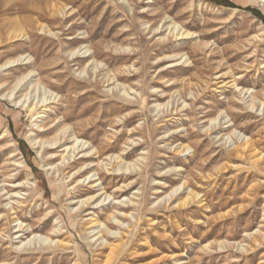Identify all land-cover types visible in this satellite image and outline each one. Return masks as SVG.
Segmentation results:
<instances>
[{"label": "rangeland", "instance_id": "rangeland-1", "mask_svg": "<svg viewBox=\"0 0 264 264\" xmlns=\"http://www.w3.org/2000/svg\"><path fill=\"white\" fill-rule=\"evenodd\" d=\"M54 4L65 7L63 13H54ZM144 9L148 14L139 13ZM15 18L28 36L13 42L7 39L5 24ZM161 18L163 23L180 22L197 37L173 38L163 47L159 36L169 33L167 25L154 36L142 24ZM0 41V65L21 55H29L35 63L0 72V213L4 214L0 264H264V160L235 156L232 152L240 141L223 139L230 130L218 129L219 123L211 133L205 129L223 110L222 117H232L238 130L264 154V106L247 111L243 102L250 100V94L244 96L232 86L235 75L239 87L259 96L264 92V1L0 0ZM86 44L93 47L88 54L100 53L99 76L79 72L87 64L80 57L86 49L70 55ZM175 53L173 62L180 66L162 71L172 60L158 58ZM109 68L121 70L120 81L134 87L132 103L116 95V89L109 91L113 81L105 82L103 77ZM31 70L34 73L17 86ZM241 75L245 77L238 78ZM86 79L91 80L92 91L78 102L87 88ZM25 96L28 104L38 103L35 112H41L40 117L21 106L24 100L16 104ZM159 103L169 104L159 108ZM87 108L90 111L72 120L66 116ZM240 108L247 113L240 114ZM129 111L135 113L133 122L123 126ZM121 117L123 121L116 123ZM87 121L93 128H86L83 138L104 147L101 159L126 152L130 161L144 152L149 163L144 173L102 170L95 150L90 157L80 153L70 161L73 167L67 168L66 162L58 171L51 167L60 162L64 147L58 146L72 144L71 139L55 149L46 144L42 154L30 142L31 138L52 140L64 126ZM135 126L140 133L132 129ZM73 132L71 128L66 135ZM188 132H192L188 138L192 147L176 153L175 147ZM108 142L113 145L107 146ZM19 161L24 162L22 167L15 164ZM84 161L94 163L70 177ZM89 168L99 170L103 186L113 196L83 206L81 200L100 189L89 185V180L75 181ZM27 180V185L12 187ZM123 183L126 187L118 189ZM181 184L184 187L166 204L165 196ZM12 190H21V195ZM190 190L199 196L176 206ZM129 197L137 202L131 206L132 215L119 216L124 225L112 221L124 239L118 233L105 235L104 243L92 238L91 217L96 213L109 224L108 214L125 211ZM17 216L35 233L66 244L17 249ZM56 228L61 229L57 235L53 234ZM112 242L122 245L108 261Z\"/></svg>", "mask_w": 264, "mask_h": 264}, {"label": "bare ground", "instance_id": "bare-ground-1", "mask_svg": "<svg viewBox=\"0 0 264 264\" xmlns=\"http://www.w3.org/2000/svg\"><path fill=\"white\" fill-rule=\"evenodd\" d=\"M262 1H264V0H262ZM61 7L62 6H58L57 4H54V5H52L51 8L53 9L54 13L55 12L56 13L57 12L63 13V9L65 7H62L63 9ZM131 9L134 10V7L132 5H131ZM139 13L148 14V9H144L142 12H139ZM165 15H166V13H165ZM156 16H160V14L158 12H156ZM164 18H161L160 20L154 21L152 23L150 21H144L142 23L143 25H146V28H144V31H147L148 30V33L149 34L154 33L155 34L154 36H156V34L162 33V29L164 28L165 25H167V29L166 30H169V33H164V34L162 33L159 36V41L162 43V46L163 47L169 46V44L172 43L173 40L171 41V39H173V38H175V41H177V40L179 41L181 39H189V38H196L197 37V35L195 36V34H196L195 31H192V30L186 28L180 22H177L175 20H171V23L168 22V21H164V23H163V19ZM5 25L8 26L7 39L9 41L15 42V41L24 39L26 36H28V32H27L26 28L24 26H22L21 21L18 18H15L14 20L8 21ZM147 25H149V26H147ZM41 26L40 27L38 26V27L41 28ZM42 28H43L42 30H45L46 27H42ZM160 30H161V32H159ZM48 31L50 33L54 34L52 32V30L49 29ZM90 45L89 44L88 45L86 44V46L80 48L77 51H73L70 55L74 56L77 52L80 54V52L83 49H86L85 52H83V56H80V57L86 58L85 59V63H87V64H85L84 67L82 66V68L80 69L79 72L80 73H84L85 72L88 76H91V72H92L93 74H96L97 76H99L101 74V71H102V70H100V65L102 64V61H100L99 58H98V55L100 53L97 52V51H94L93 54H88V52L93 48ZM128 48H130V47H128ZM162 49H164V48H162ZM182 56H184V55H182ZM176 57H178V54L175 53V54H170V55H166L164 57L158 58L159 61L164 60V59H169V60L171 59L172 60V62H169V64L166 67H163L162 68V71L165 70V69H167V68L180 66V62H178V63L177 62H173V61H175L174 58H176ZM179 57H180V55H179ZM189 60L190 59L187 58L184 62L188 63ZM81 61L84 62V60H81ZM20 64H30V65H33L35 63L33 61H31V58L29 57V55H21V56L15 58V59L8 60L5 63L1 64L0 65V72H2L4 70H7V69H11V68H13L15 66H18ZM133 66H134L133 64L131 66H129L130 71H131V67H133ZM185 67H187V66H185ZM262 67L264 68V62H263V66ZM181 68L183 69L184 67H181ZM98 69H99V72L97 73V70ZM33 71L34 70H31L30 73L27 76H24V77L20 78L17 81V86L23 80H25V78H27L29 75H31V73H34ZM122 73L123 72L121 70L116 71V70H111V68H109V69L106 70L105 76H103V77H105V80L104 81L105 82L106 81L107 82H110L112 80L113 82L111 83V86H113V87L110 88L109 91L112 90L113 93H115L114 91L116 89V93H115L116 95H118V96L121 95V96H123L122 98H124L125 100H128L129 102H131L130 101V99H131L130 97L133 95V93H131L130 91H134L135 89L132 86H127L123 81L122 82L120 81V79H121V76L120 75ZM233 77H234V79L232 80V86L234 88H236L237 90H239V92L241 94H244V96H246V94H250L249 95V97H251L250 100H247L246 102H243V104L245 106L244 108L247 111H251V110H254L255 108H257V111H259L261 109L260 106H264V95H263L264 92H263L262 96L261 95L259 96V95L253 94V92H254L253 90H251V89H245V87L244 88L243 87H239V84H238V81H237L236 76L233 75ZM243 77H245V75H241L238 78H243ZM84 82L86 83L85 86L87 88H85L86 90L81 93V97H79V99L77 100L78 102H81L92 91V90L88 89V87H90L92 85L91 80L90 79H86V80H84ZM53 95H55L54 92L51 93V96H53ZM57 96L58 95L56 94L55 98ZM25 98H26V96L24 97V99L23 98H20L16 102V104H19V103H21L24 100L21 106L27 107L26 108L27 111L29 112V114L33 113V117H34V115H35L36 118L40 117L39 115H40L41 112H38V111L35 112V110H37L38 103L30 102L28 104L27 103V99H25ZM45 100H47V98H45L43 101H45ZM168 104L169 103H167V104L159 103L157 105V107H159V108L160 107H165ZM184 104H187L185 100H184ZM184 106L185 105H183V107ZM90 108H87V109H85L83 111H80L79 113H76V109H74V111H71V113H68V115H66V116H67L68 119L72 120V119H74V118H76L78 116L84 115L85 113H87L88 111H90ZM242 108L238 109L237 111L240 112V114L243 115L244 113H247V111H245ZM222 115H223V110L221 111V113L218 116H216L214 118H211L209 120L211 122V125L210 126H206L205 125L206 126V128H205L206 129V132L207 133H211L212 130H213V128L216 129V127H218V126H216V124L219 123V128L218 129L222 128L224 130H230L229 132L226 131L227 133H224L223 139H225V140H228V139L234 140V138H236V139H238V141H240V143L237 144L234 147V149H233V152L232 153L235 156H237V157L249 156L251 159H256V161L264 160V154H262V152H258L257 147H256L254 141L252 140V138L250 136H248V135H246V134H244V133H242L241 131L238 130V128L236 127V123H235V121L233 120L232 117H230V116L229 117L228 116H226V117L223 116L222 117ZM134 116H135L134 111H129L125 115V120L124 121H123V117H121V118H119V119L116 120V123L122 120L123 122H122L121 125L128 126L129 127V125L133 122ZM89 124L90 123L87 121V122H84V123H79V124L74 125V126H70V125L64 126L60 130V132H58L56 134V136H54V138L52 140H48V141L45 140V141H43V140H40L38 138H31L30 139V142L32 143V145L35 148H38L39 149L38 152L40 154H42V151L45 149L46 144H48V146H51V148L55 149V147L57 146L58 143H62V141H64V140L66 141L68 139H71V143L72 144L69 145L67 143H63L60 146H58V147H64L63 150H62V153L59 156L60 157V162L58 164H56V165L53 164L54 166L53 165L51 166L52 168H54V167L58 168V171H61L60 165H64L65 166L66 165V162H69V166L67 168L73 167L74 166L73 165L74 162L71 163L70 161L72 159L75 161L76 156H78L80 153H84L83 157H90V155L93 154L92 153L93 150H95V153L94 154L97 155V158L99 160L97 162V165L100 166V167H102V170L104 169V167H106V169L108 171L112 170V172H114L116 174H119V172L124 171V170L125 171H130V172H137V173H139L138 172V170H139L140 171V173H139L140 175H142L144 173V171L147 169V167L149 165V163L147 162L148 157H146V155H145L144 152H142L140 155H138L136 159L130 160V161L127 160V156L129 155V153L126 154V152H124V153H112V154L109 155V158L107 157V158L101 159V157L104 155V152H103V150H104L103 148L104 147H102V146L101 147H96L94 144H92V142H90L89 140H85L83 138L84 134L87 133L86 128H88V129H92L93 128V127H88V126H90ZM213 124H214V127L212 126ZM76 126L77 127H80V126L83 127L84 128L83 131L82 130H79L80 128L79 129L77 128L78 129L77 130L76 129ZM71 128L74 129V132L71 133V134H69L67 136L66 134L69 131V129H71ZM132 129L134 131L139 132V133L141 131L140 128L137 127V126H135ZM7 131H8V129L5 131V134L8 133ZM191 133H189L187 137L186 136H183L181 138L182 141L175 147L176 153L182 154V153L188 151L192 147V143H190L188 141V138H190V134ZM132 141L134 142L135 140H132ZM89 143H91L92 146H89L90 145ZM112 145H113L112 143L111 144L109 142L107 143V146H112ZM171 145H173V143H171ZM114 147L115 146H113V148ZM80 148H82V149L79 151ZM76 151H78V152L76 153ZM14 155L15 154H13V156ZM105 160H108V161L106 163H104ZM93 163H94V161H91L89 163L86 162V161H84L79 169H77L71 175L69 174L70 177L73 176V175H76L77 173H80V171H81V169L83 167L89 166V165H91ZM102 163L104 165H102ZM15 164L17 166H19V167H22L24 165V162L19 161V162H15ZM109 167H112V168H109ZM89 169L90 170H87L86 173H84V175L79 174V176L81 175L80 178L79 179L76 178L75 181H77L78 183L81 182V181H83V183H84L87 180H89L88 181V184L89 185H91L92 187H99L100 186V189L98 190V193L97 194L89 195V196L87 195V197H85L84 199H82L81 200V203L83 204V206L84 205H90L91 203H94L96 201H97V204H99L102 201L104 202V201H106L107 199H110L113 196L112 193H109L108 192V189L105 186H103L104 185V176H102L100 174L99 170L97 168L96 169L89 168ZM95 172H97V173H95ZM95 175H98V178L93 179V177ZM29 183H30L29 180L24 181V182H18L17 184H14V186H12V187L19 188L22 185H24V184L27 185ZM184 185L185 184L178 185L170 193H168L165 196V198H164L165 199V203L166 204L167 203H170V201H172V199H174V197L176 195L175 193L178 192L182 187H184ZM125 187H126V185H125V183H123L121 186H118V189H123ZM12 192H14V195H16V196L17 195H21V190H18V191L12 190ZM9 193H10V191H7V193H5V194H9ZM16 196H14V197H16ZM198 196H199L198 193H196L194 190L193 191L190 190V192L188 193V195L180 197V199L176 202V206H179V207L180 206H185V205L188 204L189 201H191V199H195ZM18 198H19V196H18ZM113 199L116 200L117 198L114 197ZM128 201H129V205L126 206L125 211L124 210L118 211V209H117V210L112 211V212H110L108 214V216L106 218H107V220L110 221L109 224L105 223L102 220V216H100V215H98L96 213H95L94 216L91 217V219L89 220V224H91V227H93V231L91 230L92 233L94 232L92 238H95L96 241L97 240L98 241L99 240H102V243H104L103 241H106V239H105L106 237H104L105 235L107 236L109 234L111 235V234L118 233L119 234V239L120 240H123L124 239V236L123 235H120L121 232L117 230L118 228L115 229V230L113 229V228H115V225L112 223V221L113 220L116 221L118 223V225H120V224H123L124 225L125 224V222H121V220L119 219V216L120 217L123 216L125 219L129 218L132 215V211H131L132 208H131V206L133 207L137 203L135 200L131 199L130 197H129V200ZM16 202H18V204H21L22 203L20 200H18ZM123 202H121V203H123ZM124 203H126V202H124ZM116 204H117V202H116ZM15 209L16 208L14 206L11 208V210H15ZM14 213H17V211H14ZM3 216H4V214H1L0 213V218H2ZM16 221H17L16 227H18V230L16 231V233H17L16 239L19 240L18 244H20V245H17L16 246L17 249H20V247H22V246H24L26 248L27 247L32 248V246H34L35 249H36L38 247V245L40 246V248H44V244L46 246H50V247L55 246L56 244H58L60 246H64L66 244L61 239H55V238H53V237H51L49 235H45L44 236L42 234L35 233L33 226L30 225V224H25L23 221H20V219L18 218V216L16 217ZM128 227H129V224H128ZM97 229H98V231H97ZM60 231H61L60 228H56L54 230L53 234L57 235ZM31 234L33 235L32 238H30V235ZM121 245H122V243H116L115 244L113 242L109 244V250H110V252H109V254L107 256L108 257V261H111L114 258V256L117 254L118 250L120 249Z\"/></svg>", "mask_w": 264, "mask_h": 264}]
</instances>
